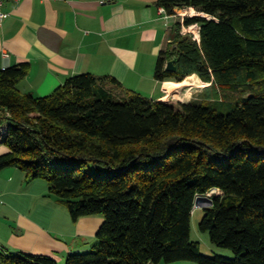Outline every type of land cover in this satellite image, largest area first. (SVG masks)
I'll return each instance as SVG.
<instances>
[{"label":"trees","instance_id":"obj_1","mask_svg":"<svg viewBox=\"0 0 264 264\" xmlns=\"http://www.w3.org/2000/svg\"><path fill=\"white\" fill-rule=\"evenodd\" d=\"M194 8L159 55L158 81L197 74L190 102L153 100L115 77L82 73L52 93L23 92L29 66L0 70V171L43 179L77 221L102 215L92 250L66 264H264V0H157ZM177 57L176 72L166 64ZM219 189L200 223L234 257L207 256L191 237L196 199ZM6 264H59L7 254Z\"/></svg>","mask_w":264,"mask_h":264},{"label":"crops","instance_id":"obj_2","mask_svg":"<svg viewBox=\"0 0 264 264\" xmlns=\"http://www.w3.org/2000/svg\"><path fill=\"white\" fill-rule=\"evenodd\" d=\"M160 9L157 0H5L0 70L27 63L19 88L38 96L52 93L71 76L92 73L113 76L124 89L153 100L190 102L205 87L188 82L193 75L203 81L197 74L180 82L155 76L159 55L181 20ZM8 151L0 144V156ZM102 222L93 216L75 221L46 180L28 182L17 167L0 171V247L5 253L48 255L61 263L70 253L91 248L88 238L93 241Z\"/></svg>","mask_w":264,"mask_h":264},{"label":"rangeland","instance_id":"obj_3","mask_svg":"<svg viewBox=\"0 0 264 264\" xmlns=\"http://www.w3.org/2000/svg\"><path fill=\"white\" fill-rule=\"evenodd\" d=\"M186 12L187 11H185V13ZM186 14H189V13H186ZM197 38H200L199 37V34H197ZM196 79L198 81H200L198 77H196ZM188 82H190V80H188ZM203 90H204V88L198 92V94L196 95L197 98H199L200 96H202ZM182 97H184V96H182ZM178 102H181L180 101V98H174L173 101H171V103H173V104H177ZM222 194H223V192L221 190L215 189V190L210 191L208 194H206L204 196H207V197L213 199L214 196H216V195H222ZM207 204L208 203H204V205H207ZM93 217L94 218H102L103 219V216L102 215H93ZM203 217H204L203 207H199V206L196 207L195 206V211H194V214L192 216V221H191V237H192L193 240L200 241V244H201V252L204 255H207V256L221 255V256H226V257H231V258L234 257L235 255L233 254V252L230 249L222 248V247H218V246L214 245L212 243V241H211L209 232L202 231L200 229V223H201ZM97 242H98L97 235L95 237H93V241H92V239L88 238V242H87L86 245H91L90 246L91 248H89L88 250L81 251V252L84 253L85 251H87V252L91 251L92 248H93V246ZM81 252H75V253H81ZM66 259H65L64 262H61V263L58 262V263L59 264H66ZM179 264H192V263H190V262H180Z\"/></svg>","mask_w":264,"mask_h":264},{"label":"built area","instance_id":"obj_4","mask_svg":"<svg viewBox=\"0 0 264 264\" xmlns=\"http://www.w3.org/2000/svg\"><path fill=\"white\" fill-rule=\"evenodd\" d=\"M12 1L13 3L17 4V3H20L22 0H10ZM4 2L5 0H0V20H2L7 14L6 12H4L3 10V6H4ZM191 8H185V9H181V10H178L177 8L175 9V13L174 14H170L168 13V11L166 10V8L164 7H161V12L166 16V17H170L172 15L174 16H179L181 17V21H182V30L181 32L183 34H186V33H193L195 38H197V33H196V28L198 29V32L200 33V26L196 23V24H192V25H189V26H186L184 24V19L185 17L187 16H193V15H189V14H186L185 11L186 10H189ZM198 40H200V38H197ZM6 67H4L3 69H5Z\"/></svg>","mask_w":264,"mask_h":264},{"label":"water","instance_id":"obj_5","mask_svg":"<svg viewBox=\"0 0 264 264\" xmlns=\"http://www.w3.org/2000/svg\"><path fill=\"white\" fill-rule=\"evenodd\" d=\"M196 16H204V15H196ZM177 62H178V58L174 57L171 60H169L166 64V70L170 71V72H176L178 69L177 66ZM204 203H208L207 205H204ZM213 203V199L207 197V196H198V198L196 199V207H207L210 206Z\"/></svg>","mask_w":264,"mask_h":264},{"label":"bare ground","instance_id":"obj_6","mask_svg":"<svg viewBox=\"0 0 264 264\" xmlns=\"http://www.w3.org/2000/svg\"><path fill=\"white\" fill-rule=\"evenodd\" d=\"M187 12L186 13H189L190 15H193V16H196V15H198V14H200V15H207V14H205V13H201V12H197L194 8H191V9H189V10H186ZM196 30V33L197 34H199V37H200V33L198 32V29L196 28L195 29ZM195 75H193V76H190V82L192 81V82H199V84H201L202 86H207L208 84L206 83V82H203V81H198L197 79H196V77H194ZM194 78V79H193ZM189 84V83H188ZM174 86H177V85H174ZM173 86V87H174ZM172 87V88H173ZM180 87V86H179ZM171 92H172V90H171ZM175 92V91H174ZM181 94V93H180ZM174 96V95H173ZM179 96H183L182 94L181 95H179ZM186 97V96H185Z\"/></svg>","mask_w":264,"mask_h":264}]
</instances>
